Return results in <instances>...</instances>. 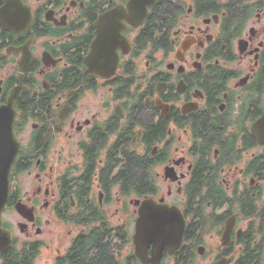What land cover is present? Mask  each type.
I'll return each mask as SVG.
<instances>
[{
    "label": "flooded vegetation",
    "instance_id": "obj_1",
    "mask_svg": "<svg viewBox=\"0 0 264 264\" xmlns=\"http://www.w3.org/2000/svg\"><path fill=\"white\" fill-rule=\"evenodd\" d=\"M150 1L0 0V264H264V0Z\"/></svg>",
    "mask_w": 264,
    "mask_h": 264
},
{
    "label": "water",
    "instance_id": "obj_2",
    "mask_svg": "<svg viewBox=\"0 0 264 264\" xmlns=\"http://www.w3.org/2000/svg\"><path fill=\"white\" fill-rule=\"evenodd\" d=\"M154 3L155 0H151L148 7L153 6ZM19 151L20 145L14 134L13 121L5 120L0 122V243L10 242L12 240L11 232L2 226V214L5 211L10 195V171ZM155 209L156 203L154 201L147 202V207L145 211L143 210L142 217H146L148 214H153ZM149 211L152 212L149 213ZM150 216L154 217L155 215ZM140 223L141 220L139 219L137 222V234L139 236L141 229ZM135 242L137 241L135 240Z\"/></svg>",
    "mask_w": 264,
    "mask_h": 264
},
{
    "label": "rangeland",
    "instance_id": "obj_3",
    "mask_svg": "<svg viewBox=\"0 0 264 264\" xmlns=\"http://www.w3.org/2000/svg\"><path fill=\"white\" fill-rule=\"evenodd\" d=\"M27 136L26 134L24 133L22 135V138L25 139ZM21 181V190L22 188L24 189V192L23 193H27L26 190H28L30 188V184H31V178L29 175H24L21 177L20 179ZM4 218H6L12 225H13V228H14V231L16 232V234L19 236L20 233L18 231V227L16 226V221H17V216L15 213H12L10 215L9 212H7L4 216ZM50 230H58L59 233L62 235V237H67L68 236V232H67V227H61L60 229L59 228H56V227H53V225L50 226ZM213 243V240H211L209 242V245H212ZM52 246V242H50L48 239H45V248L42 249L41 253H40V256L38 257V259H36V264H52L53 263V259L55 257V252H52V249L49 248V246ZM53 245H55V242L53 243ZM66 243H64L63 246H65ZM199 264H203L205 263L204 261L203 262H198ZM35 264V262H34Z\"/></svg>",
    "mask_w": 264,
    "mask_h": 264
},
{
    "label": "trees",
    "instance_id": "obj_4",
    "mask_svg": "<svg viewBox=\"0 0 264 264\" xmlns=\"http://www.w3.org/2000/svg\"><path fill=\"white\" fill-rule=\"evenodd\" d=\"M134 176H135V179L137 180L139 177H141V172H140V169L138 170L137 168L134 169ZM133 185L137 186V181L133 183ZM110 261V258L108 257V255L105 253L104 254V257L101 258L96 264H105L106 261Z\"/></svg>",
    "mask_w": 264,
    "mask_h": 264
},
{
    "label": "bare ground",
    "instance_id": "obj_5",
    "mask_svg": "<svg viewBox=\"0 0 264 264\" xmlns=\"http://www.w3.org/2000/svg\"><path fill=\"white\" fill-rule=\"evenodd\" d=\"M136 241H137V245H138L140 242V236L137 233H136Z\"/></svg>",
    "mask_w": 264,
    "mask_h": 264
}]
</instances>
